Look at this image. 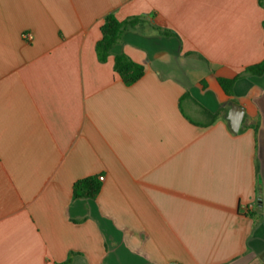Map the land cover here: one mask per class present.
<instances>
[{
	"label": "crops",
	"instance_id": "crops-1",
	"mask_svg": "<svg viewBox=\"0 0 264 264\" xmlns=\"http://www.w3.org/2000/svg\"><path fill=\"white\" fill-rule=\"evenodd\" d=\"M263 61L264 0H0V264H264Z\"/></svg>",
	"mask_w": 264,
	"mask_h": 264
},
{
	"label": "trees",
	"instance_id": "trees-1",
	"mask_svg": "<svg viewBox=\"0 0 264 264\" xmlns=\"http://www.w3.org/2000/svg\"><path fill=\"white\" fill-rule=\"evenodd\" d=\"M260 2L262 0H259ZM145 22L144 17H131L125 20H119L114 14L105 17L101 27L102 38L96 45V53L100 62L104 63L112 54L113 48L120 43L124 33ZM157 31L161 29L154 27ZM115 72L120 76L125 85L131 86L137 83L145 74V67L134 62L125 54H117L114 60ZM264 74V61L247 67L235 78H218V83L230 98L234 97L235 82L244 76H262ZM234 103V100H231ZM102 189V182L98 176H90L81 179L73 185L74 198L96 199ZM70 262V261H69Z\"/></svg>",
	"mask_w": 264,
	"mask_h": 264
},
{
	"label": "water",
	"instance_id": "water-1",
	"mask_svg": "<svg viewBox=\"0 0 264 264\" xmlns=\"http://www.w3.org/2000/svg\"><path fill=\"white\" fill-rule=\"evenodd\" d=\"M245 115V109L240 105L233 103L229 112V121L231 129L238 133Z\"/></svg>",
	"mask_w": 264,
	"mask_h": 264
},
{
	"label": "built area",
	"instance_id": "built-area-1",
	"mask_svg": "<svg viewBox=\"0 0 264 264\" xmlns=\"http://www.w3.org/2000/svg\"><path fill=\"white\" fill-rule=\"evenodd\" d=\"M24 37H25L26 39H29V40L32 39V35H30V34H25ZM99 180H100L101 182H103V181H104V177H103V176L99 177Z\"/></svg>",
	"mask_w": 264,
	"mask_h": 264
}]
</instances>
